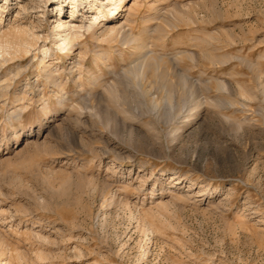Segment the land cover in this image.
Wrapping results in <instances>:
<instances>
[{"label": "rangeland", "instance_id": "374dc122", "mask_svg": "<svg viewBox=\"0 0 264 264\" xmlns=\"http://www.w3.org/2000/svg\"><path fill=\"white\" fill-rule=\"evenodd\" d=\"M58 1L3 14L54 54L2 68L0 262L264 264V0H124L68 53Z\"/></svg>", "mask_w": 264, "mask_h": 264}, {"label": "bare ground", "instance_id": "6f19581e", "mask_svg": "<svg viewBox=\"0 0 264 264\" xmlns=\"http://www.w3.org/2000/svg\"><path fill=\"white\" fill-rule=\"evenodd\" d=\"M58 2H59V6H58L59 14L63 12V15L55 21L56 24L52 25V32L53 30L55 31L52 41H54V43L57 44V48L59 47L61 50L66 49V53H68L72 48H74L75 45H78V46L80 45V43L82 42L80 41V38L84 34L85 31L92 32L91 35L93 34L95 35V34H98V32H100L99 30H101V32L103 31V33L104 31H107L110 33H113L115 31L120 32V30H122L124 27V24L122 22H119L120 16L122 15V12H120L119 10L123 8L122 3L124 2V0H59ZM19 5L21 4L19 3ZM41 6H42V9L39 10V12L42 11L43 13L47 9L45 5L42 4ZM65 6H68L71 9L69 19H67L68 17L67 16L65 17L64 15ZM23 8L24 9L26 8L25 4L23 5L22 10ZM13 11H14V6L12 4V0H4V1L0 0V80L2 79V76H3L2 72L4 71L2 68L4 66L5 67L7 66L5 65L6 63L8 64L10 61L12 62L17 57L26 56L29 52L32 51V49L42 50L43 53H42L41 60H44V58H46L47 56H51L52 54H54L52 52L54 51V49L51 51L50 48H48V46H47L48 49L46 48L45 43H40V44L38 43V41L40 40L39 32H36L35 30H31V28L29 29L21 24H13L12 21H10L11 24L7 23V26L5 25L2 26V20L4 16L3 14L7 12L6 16H8L9 20H11L10 15L12 14ZM42 15L43 14H40L39 16H42ZM45 38L44 40L47 39ZM75 48H78V47H75ZM41 63H44V62H41ZM48 64H51V63H46L44 65L45 68L46 66H48ZM44 72H46V70ZM127 72L128 71L126 70V73ZM49 76L47 77L46 80H48ZM1 81H0V86L2 85L4 80L2 81V83ZM3 86L5 89L6 87L4 84ZM160 174H163V172L160 171ZM213 189H214L213 196H217L222 191V189L219 187H215ZM160 192L163 194L162 191ZM0 264H7V262L5 260L3 261L1 260Z\"/></svg>", "mask_w": 264, "mask_h": 264}]
</instances>
